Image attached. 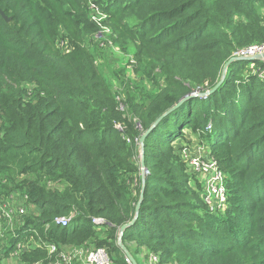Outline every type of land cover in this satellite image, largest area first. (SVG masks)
I'll list each match as a JSON object with an SVG mask.
<instances>
[{
    "label": "trees",
    "instance_id": "16d2710c",
    "mask_svg": "<svg viewBox=\"0 0 264 264\" xmlns=\"http://www.w3.org/2000/svg\"><path fill=\"white\" fill-rule=\"evenodd\" d=\"M103 27L134 61L133 81L111 74L121 91L97 63ZM262 44L264 0H0V197L27 194L0 229V264H55L80 247L128 264L117 240L139 200V138L191 93L143 141V199L122 244L137 264H264L263 61H233L198 95ZM195 142L224 174L222 209L182 158Z\"/></svg>",
    "mask_w": 264,
    "mask_h": 264
},
{
    "label": "built area",
    "instance_id": "2783aa9c",
    "mask_svg": "<svg viewBox=\"0 0 264 264\" xmlns=\"http://www.w3.org/2000/svg\"><path fill=\"white\" fill-rule=\"evenodd\" d=\"M103 29H107L103 27ZM110 42V41H109ZM111 44V42H110ZM264 53V44L252 45L235 52L234 56L246 57L254 56ZM263 68L258 71V76L264 79V57ZM210 128V126H208ZM182 158L188 166L189 173L197 176H204L203 189L201 196L204 203L210 209H222L226 199L225 188L223 185L224 174L217 167L216 160L212 157L208 150L201 152L197 150L191 152L186 148L182 151ZM18 194V192H17ZM14 194H11L6 200L0 197V229L3 222L11 221L13 217H20L25 214L26 208L23 206H16L11 204ZM69 222L68 218L57 219V224L66 226ZM93 222L99 223L100 219H93ZM56 248L54 245H48V252L54 253ZM126 263L131 264L130 260L124 255ZM71 261H78L80 264H114L104 248L86 249L80 247L68 252H60L59 257L56 259L55 264H70ZM159 256L157 253H149L147 264H157Z\"/></svg>",
    "mask_w": 264,
    "mask_h": 264
},
{
    "label": "rangeland",
    "instance_id": "374dc122",
    "mask_svg": "<svg viewBox=\"0 0 264 264\" xmlns=\"http://www.w3.org/2000/svg\"><path fill=\"white\" fill-rule=\"evenodd\" d=\"M101 19V15L96 12L95 14V20L99 21ZM111 34V30L110 29H102V31H99L94 37L96 39V42H98L99 47L102 49V56L103 59L99 58V56L97 57V63L99 65V69L101 71V73L103 74V76L106 78V80L117 90V91H121L122 89V85H120L115 78H111V74H113V71L115 72H120L122 71V73L125 75L124 78H127L128 80L133 81L135 78L134 73L132 71L133 69V58L130 52H123L122 50H120L114 43H112V45L110 44L109 40H108V36H110ZM60 46V45H59ZM114 69V70H112ZM257 75H258V71H257ZM188 139L189 136H187ZM181 142V141H180ZM178 142V144L180 143ZM186 140L182 141V146L185 144ZM197 146H202L205 148V146H203V144H197L192 143L189 144V147L187 148V150L191 151V152H195L198 149ZM185 147V146H184ZM197 181L199 182L200 186H201V191L203 189V184H204V176H197ZM14 194L13 199H11V204L16 205V206H23L26 204L27 202V194L23 193V192H13L10 193ZM4 197V199H8L9 196ZM159 256V255H158ZM147 259L148 258H144L143 255H137V260L139 262V264H147ZM160 259V257H159ZM7 264H15L14 260H10L7 261Z\"/></svg>",
    "mask_w": 264,
    "mask_h": 264
},
{
    "label": "water",
    "instance_id": "95a60500",
    "mask_svg": "<svg viewBox=\"0 0 264 264\" xmlns=\"http://www.w3.org/2000/svg\"><path fill=\"white\" fill-rule=\"evenodd\" d=\"M3 18L8 21L9 20V17L5 16L4 14H2ZM264 57V53L262 54H257V55H254V56H246V57H237V56H234L232 58H230L226 63L225 65L223 66V69H222V73H221V79L219 80V82L212 88V89H209L207 91H204L202 93H199L198 95L201 96V97H206L208 96L209 94H211L213 91H215V89L221 84V82L223 81L225 75H226V71H227V68L228 66L233 62V61H237V60H261L262 58ZM196 93H191V94H188V95H185L184 97H182L177 103H175L171 108H169L168 110H166L162 115H160L153 123L152 125L148 128L147 131H145V133H143L140 138H139V158H140V170H141V180H142V185H141V190H140V195H139V200L138 202L136 203V206H135V213H134V217L132 218L131 221H129L128 223H125L123 224L122 226H120L119 228V236H118V240H117V244L118 246L122 249V251L124 252V255L130 260L131 264H137L135 259L132 257V255L128 252V250L124 247V245L122 244V241H121V238H122V235L124 233V231L131 227L136 219L138 218V215H139V210H140V207H141V202H142V199H143V193H144V181H145V177H146V173H147V169L145 168V165H144V155H143V152H144V144H143V141L146 137V135L151 131V129H153L157 124L158 122L166 115H168L170 112H172L174 109H176L180 104H182L184 101H186L189 97L191 96H195Z\"/></svg>",
    "mask_w": 264,
    "mask_h": 264
},
{
    "label": "crops",
    "instance_id": "0c3cea01",
    "mask_svg": "<svg viewBox=\"0 0 264 264\" xmlns=\"http://www.w3.org/2000/svg\"><path fill=\"white\" fill-rule=\"evenodd\" d=\"M185 147L186 146H188V145H184ZM199 148V149H198ZM196 149H198V150H201V152L203 151V152H205V150H206V148H204V147H202V146H197V148Z\"/></svg>",
    "mask_w": 264,
    "mask_h": 264
}]
</instances>
